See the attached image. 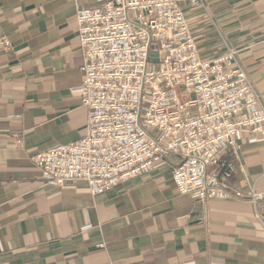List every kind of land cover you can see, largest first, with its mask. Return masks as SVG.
<instances>
[{"label": "crops", "instance_id": "0c3cea01", "mask_svg": "<svg viewBox=\"0 0 264 264\" xmlns=\"http://www.w3.org/2000/svg\"><path fill=\"white\" fill-rule=\"evenodd\" d=\"M204 2L183 5L203 54L235 48L261 109L264 0ZM101 3L0 0V264H264L254 205L180 194L169 162L96 196L44 181L33 156L86 132L75 16ZM237 156L231 185L264 192V137L240 132Z\"/></svg>", "mask_w": 264, "mask_h": 264}, {"label": "built area", "instance_id": "2783aa9c", "mask_svg": "<svg viewBox=\"0 0 264 264\" xmlns=\"http://www.w3.org/2000/svg\"><path fill=\"white\" fill-rule=\"evenodd\" d=\"M101 1L75 16L86 132L33 156L44 181L96 196L169 162L180 194L248 200L264 226V192L230 182L238 134L264 137V107L235 48L203 54L183 5L204 0Z\"/></svg>", "mask_w": 264, "mask_h": 264}, {"label": "water", "instance_id": "95a60500", "mask_svg": "<svg viewBox=\"0 0 264 264\" xmlns=\"http://www.w3.org/2000/svg\"><path fill=\"white\" fill-rule=\"evenodd\" d=\"M156 48H157V47H156V46H154V49H156ZM153 55H156V52H155V51L153 52ZM155 60H156V59H155Z\"/></svg>", "mask_w": 264, "mask_h": 264}]
</instances>
